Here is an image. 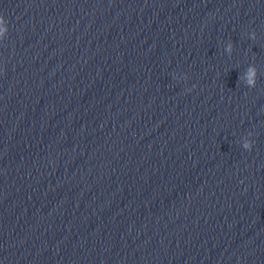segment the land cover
Wrapping results in <instances>:
<instances>
[{"label":"clouds","instance_id":"clouds-1","mask_svg":"<svg viewBox=\"0 0 264 264\" xmlns=\"http://www.w3.org/2000/svg\"><path fill=\"white\" fill-rule=\"evenodd\" d=\"M8 32V26L7 21L4 19V17L0 16V39H3ZM251 38H255V32L250 34ZM232 48V45L229 44L228 51L230 52ZM248 86L250 88L255 87L256 85V70L254 67H250L248 69V80H247ZM244 148L248 149L249 151L252 150V145L250 143H245Z\"/></svg>","mask_w":264,"mask_h":264}]
</instances>
